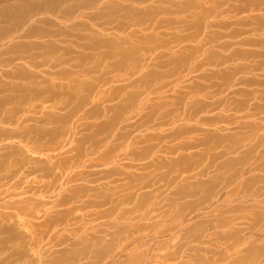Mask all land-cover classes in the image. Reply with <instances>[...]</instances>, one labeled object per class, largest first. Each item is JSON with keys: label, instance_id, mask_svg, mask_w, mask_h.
Listing matches in <instances>:
<instances>
[{"label": "rangeland", "instance_id": "374dc122", "mask_svg": "<svg viewBox=\"0 0 264 264\" xmlns=\"http://www.w3.org/2000/svg\"><path fill=\"white\" fill-rule=\"evenodd\" d=\"M228 1L230 7L240 5L243 9L253 1L251 5L258 8L249 5L253 9H244L248 13L243 14L232 7L234 12L231 13L235 16L218 12L217 18L211 19L217 24L210 29L202 27V35L201 31L194 33L203 36L198 43L206 40L203 43L206 49L198 48L204 53L201 55L197 50L201 59L194 61L192 55L187 54L192 57L191 61L184 54L185 50H181L184 46L196 47L195 42L175 47L173 51L178 56L183 53L190 60L187 62L183 58L188 63L185 65L188 70L183 73L190 72L188 76L182 72L184 78L181 73L173 76L180 81L175 82L172 77L156 79L151 81L150 89L144 90L139 86L144 82V74L133 78L122 72L114 75V81L109 74L108 78L101 73L86 77L81 74V69L96 63L79 61L82 59L59 67L72 69V77L68 75V78L52 76L53 80L49 74H41L37 80L24 78L26 81L0 77V91L3 88L0 92V264H99L96 254L101 250L104 255L101 264H264V234L258 235L264 222L253 223L254 218L250 215L264 212V143H261L264 142V0L242 1L246 5L241 0ZM191 15L199 17L198 11L185 14L181 25L185 29L178 34L187 35L189 31L188 35H191L199 30L197 28L201 29V26L195 28L196 22L191 21L196 18H190ZM227 21L232 23L230 28ZM244 21L249 26L246 27ZM221 23L227 24L219 27L223 30L217 28ZM173 27L169 33L178 32ZM239 29L240 35L236 34ZM219 32L218 37L224 35L226 39H218ZM229 33L234 35H226ZM206 35H210L207 36L209 40L204 37ZM224 42L231 51L222 47ZM209 57L214 63L217 60L211 64L213 67ZM166 59L165 62L169 60ZM159 61L164 59L152 62L149 70L155 69ZM174 61L169 60V63ZM197 61L203 72L190 71ZM74 66L79 68L76 67L79 73ZM93 76L104 79L100 77V82L95 81ZM105 80L110 84L107 85ZM13 81L22 83L19 85L22 88L18 83L17 87L11 88L12 91L16 88L15 92L4 90L5 82L8 85ZM24 81L29 82L26 83L28 86ZM85 81L90 84L88 99L85 98L89 96V84L84 85ZM95 84H99L98 90L92 91ZM162 84L166 88L164 91L159 87ZM23 86L28 89L32 86L31 91H23ZM81 86L87 87V91ZM186 106L189 113L185 112ZM194 112L201 115L195 118ZM178 113L187 118L180 114L182 119L174 124L172 116ZM204 118L207 122L202 121ZM208 121H212L211 125ZM203 122L208 123L207 127ZM10 132L17 135L14 137ZM189 143L192 148L180 149ZM207 146L212 149L209 148L210 155L205 156L202 151ZM211 155H217L213 156L217 158L216 162L212 161L214 164L209 159ZM14 163L21 167L12 181L21 179L22 184L17 188L2 179L13 169L10 165ZM227 163L230 164L225 168ZM204 168L206 174L202 176L199 171ZM244 168L247 171L243 177H238L234 186L227 189L233 193L229 194L220 184L222 178L231 171H245ZM174 177L178 180L173 182ZM198 182H203V187L201 184L197 187ZM206 182L211 184L206 187ZM243 188L244 191L249 189L250 194H243ZM238 189L241 190L236 193ZM256 189L263 192L259 197L251 195ZM14 191L22 196L14 197ZM18 199L30 201L26 207L29 223L26 227L14 216L16 206L12 203ZM253 201L259 204L253 205ZM228 206L237 209L234 216L247 213L248 219H239L226 228L224 219L228 217L225 214ZM8 216L13 217L15 226L5 221ZM251 226L257 230L251 231ZM28 236L35 238L37 245H32ZM23 237L27 239L23 240L26 245L22 242ZM27 241L31 243L27 244Z\"/></svg>", "mask_w": 264, "mask_h": 264}, {"label": "bare ground", "instance_id": "6f19581e", "mask_svg": "<svg viewBox=\"0 0 264 264\" xmlns=\"http://www.w3.org/2000/svg\"><path fill=\"white\" fill-rule=\"evenodd\" d=\"M231 1H233V0H231ZM242 1H244V0H241V2ZM228 2H229L228 0H222V1L219 0V2L215 1V0H0V77L2 76L4 78H8V80H9V78L12 80H16L17 78H18L17 80H19V78H20V79L26 81V79H24V78H30V79L36 78V80H37L39 75L46 74V76H47L49 74L50 77H52V76H60L61 77L62 76L61 79H63V77L66 76L68 78V75H70V77H72L71 76V74H73L72 69L70 70V69H67L66 67H63L60 69L59 67L64 66V65L67 66L70 63L75 62V60L77 61L79 59H82L79 61L89 60L88 64H90L91 61L93 64L94 63L97 64L99 62L97 65L95 64L94 66H92L90 68L88 66H86V68H82L81 64L83 62H80L81 64L79 63V65H81V68H82V69L80 68L81 74H83L86 77L89 74L93 75L94 73H96V74L101 73L104 76V78H105V76H106V78H108L107 76L109 74L110 76H113L112 81H114V77H115L114 75H118V74L120 75L122 72L126 76L133 77V78L135 76H138V75L142 76V74H144V78H143L144 82L140 81L142 83L139 84V86L141 88H143L144 90L150 89V87H152L151 81H153V80L167 79L170 77H172L174 79V77H173L174 75L176 76V74H179L181 72L183 73V71H185V70L187 71L188 68H187V66L185 67V65H188V63L184 62V60H186L187 58L192 59V57H193L194 61H196L195 60L196 58H200V57H198L199 51H197V50H200L201 55H202V53H204V52H201L202 49H198V48L204 47L203 43L205 40L203 38L204 40L200 41V43L202 44V46L200 47L201 44L198 42L200 40L199 38L203 37V36L200 37L202 35V32L204 31V30H202V27H204V29L205 28L210 29V28H212L211 26L217 24L216 21L215 22L211 21V19L217 18L218 12H221V13L224 12L225 15H226V13H229L228 15L234 14V16H235V13H231V11L233 10L232 7H234V10L236 9L237 13L238 12L243 13V12H246V10L244 11V9H247V10L251 9V8H249V5H251V3L253 1L249 4H247L248 5V6H246L247 8L245 7L244 9L241 8L242 6H240V5H236V7H235V5L233 6L231 4L232 6L230 7ZM208 3L210 6L205 7V5H207ZM257 3L258 2H256V4ZM238 4H240V2H238ZM243 4L246 5L245 2ZM259 4H261V3H259ZM252 5L250 7H253ZM221 6L223 7V9L219 10V8ZM226 6H227V8H224ZM238 6H240V8ZM255 6L258 8V6L254 4V7ZM257 8L255 9V11L256 10L258 11ZM260 8H262V6ZM260 8H259V10H260ZM251 10L249 12H251ZM263 10H264V8H262V11ZM195 11H198L199 17L198 18L194 17V18H196V21L194 20L191 22H196V23H194L195 28L201 26V29L197 28L199 30H196L195 32L192 31L193 32L192 33L193 35L191 34L192 36L188 35L189 34L188 30H187L188 36L183 35L182 32H181L182 35L178 34V33H180V31L185 29V28L183 29L184 26H181V25H183L182 23L184 21L183 18L185 16V14H187V13L193 14ZM232 12H234V11H232ZM246 13H248V12H246ZM205 17H207V18H205ZM190 18L194 19L192 17V15L190 16ZM243 18H245V17H243ZM243 18H241V20ZM192 19H190V20H192ZM231 20H230V22H232ZM185 21H187V20H185ZM228 21H229V19H228ZM188 22L189 21H187V24H188ZM191 22L189 23L190 25H188V27L191 26V24H192ZM240 23H242V22H240ZM187 24L185 23L184 25H187ZM219 24H220V22H219ZM227 24H225V25L229 26V24H230V26L228 28H230L232 25V23H229V22ZM222 25H223V23H221V25H217L218 26L217 28H219L220 26L222 27ZM225 25H223V26L225 27ZM244 25L246 27L249 26V24L247 25L246 22ZM173 26H175V29L176 28L178 29V32L169 33L168 31ZM192 27H191V29H192ZM172 29L174 30V27ZM219 29H221V28H219ZM240 29L238 31L239 33H236L235 30H234V32L236 34L240 35V32H241ZM193 30H194V27H193ZM221 30H223V29H221ZM225 30L226 29H224V31ZM199 31H201V35L196 36L199 34L195 35L194 33H198ZM247 31L248 30H246V32ZM234 32L232 31V33H234ZM243 32H244V30L242 29V34H245ZM203 34H204V32H203ZM219 34H220V32L217 33V37ZM222 34H224V33H222ZM234 34H232V35H234ZM226 35H231V34L229 33ZM193 36L194 37L196 36V37L194 38ZM207 36L210 37V35H206L204 37L207 38ZM223 36L221 35V37H220L221 39L219 37H218V39H220L221 41L223 38L226 39V36L225 37H223ZM231 36H228V37H230V39L231 38L233 39V37H231ZM235 37H238V35L237 36L235 35ZM207 39L209 40L210 38H207ZM212 39H215V42H216L215 37ZM248 40H245V41H248ZM186 42L187 43L188 42H195L196 47H195V45L194 46L192 45L193 47L191 46L190 47L191 49H190V48H188V47L186 48L184 46V49H181V50H183L182 52H184V50H185L184 54H186L187 58L183 53H180L181 56H178L175 53V51H173V50L174 49L176 50L175 47H179L182 44H185ZM211 42H209V45L211 44ZM240 42L242 43V41H240ZM250 42H251V40H250ZM206 43H205V46H206ZM224 43H226V42H224ZM231 43H233V42H231ZM231 43H228V44H231ZM245 45H247V44H245ZM189 46H190V44H189ZM220 46L221 45L217 46L219 48V50H221ZM222 47H224L226 50L231 49V47L228 48L227 43L224 44ZM188 49H190V50H188ZM204 49H206V48L204 47ZM225 49L223 50L224 52H225ZM85 51H89V53H85ZM203 51H205V50H203ZM229 51H231V50H229ZM178 52H180L179 49H178ZM187 54L189 56L192 55V57L189 58ZM207 54L209 55V53H207ZM208 55H206V56H208ZM184 57L186 59H183ZM210 57H212V56H210ZM210 57L208 58L211 60L210 65L212 63L215 64L217 60H215V63H214ZM223 57H225V56H223ZM228 57L232 58L230 56H227V58ZM159 58L164 59V61L157 62L158 65L156 66V68L149 70V68L151 66L150 64L152 62H156ZM165 58L169 59L170 62L175 60L173 62V64L169 63V60L166 61L167 63H169V65L172 64V66H169L166 64ZM214 58H213V60H214ZM188 59L186 60L187 62L190 61V60L188 61ZM208 59H205L204 61H206ZM191 61H193V59ZM204 61L202 60V62H204ZM226 61L227 60H225V62ZM197 63H198V61L196 62V65L193 64V65H195V67H191V69H190L191 72H201L202 69L199 70V67H201V65L197 66ZM222 63H224V62H222ZM77 64H78V62H77ZM83 64H85V63H83ZM154 64H152V65L155 66L156 64L155 65ZM189 64H191V62ZM217 64L219 65V63H217ZM202 65L204 66V64H202ZM206 66H208V65H206ZM206 66L203 67V69L206 68ZM215 66H217V65H215ZM68 67L72 68V66H68ZM57 68L60 69V70H58V72L55 71ZM185 68H187V69H185ZM48 69H49V71H47ZM202 72H203V70H202ZM77 73H79V70ZM182 73H181L182 76H183V74H185V75L187 74L186 72L183 74ZM189 73L190 72H188V74ZM111 74H113V75H111ZM188 74L186 76H188ZM79 76H80V74H79ZM94 76H96V75H94ZM94 76H93V79H94ZM103 76L102 77L100 76V77L103 78ZM100 77H98V79H96L97 78L96 77L95 78L96 80L95 79L94 80L95 81L99 80V82H100V80H101ZM179 77L180 76H178V78ZM204 77L205 76H203V78ZM207 77H209V76H207ZM89 78H91V77H89ZM182 78H184V76ZM199 78H201V77H199ZM43 79H44V77H43ZM52 79H53V77H52ZM53 80H55V79H53ZM56 80H58V78H56ZM176 80H179V79H174L175 82H177ZM208 80L209 79L207 78V81ZM105 81H106L105 83L107 84L108 80H105ZM174 81H173V83H175ZM179 81H178V83H179ZM29 82H31V81H29ZM29 82L28 83L25 82V85L29 84ZM117 82H119V81H117ZM18 83H17L18 87H21L22 83H20V82H18ZM55 83H57V82H55ZM110 83H111V79H110ZM134 83H135V81L133 82V84ZM153 83H152V85H153ZM169 83H170V81H169ZM5 84H6V82H5ZM5 84H4V86L6 88H4V90L6 89L7 92H8V90H11V88L14 85H16V87H17V84L14 83V81L11 83H7L8 85H5ZM42 84L44 85V83H42ZM58 84H60V83H58ZM58 84H56V85H58ZM86 84L87 83L85 81L84 85H86ZM88 84H89V82H88ZM99 84H97V85L95 84L96 87L95 88L93 87V89L91 87V90L92 91H94V89L98 90ZM109 84H107V85H109ZM154 84L156 85L157 82ZM171 84L172 83H170V85ZM19 85H21V86H19ZM36 85H34V86H36ZM50 85L53 86L51 82H50ZM56 85H55V89H56ZM91 85L93 86L94 84H91ZM102 85L104 86V84H102ZM107 85H105V87ZM130 85L132 86V84H130ZM172 85H174V84H172ZM8 86H11V87H9L10 89H7ZM37 86H39V85H37ZM51 86H50V88H52ZM31 87L29 89H28V87L27 88L24 87L22 90L24 91V89H25V91H26V89H27L29 91L31 89ZM59 87L60 86H58V88ZM78 87H79V85H78ZM81 87H83V86H81ZM89 87H90V84L88 86L89 96H87L85 99H88V97L91 96L90 92H89L90 91ZM132 87H137V86H132ZM159 87L162 91H164L166 89L164 84L160 85ZM37 88L38 87H36L35 90L38 91L39 89H37ZM42 88H41V90H42ZM44 88H45V85H44ZM83 88H86V91H87V87H83ZM100 88H103V87H100ZM2 89L3 88H1V91H2ZM19 89H17V91ZM32 89H33L32 93H35L34 88H32ZM53 89L54 88H52L51 92H53ZM80 89H82V88H80ZM226 89H224V90H226ZM14 90H16V88ZM14 90L13 91L11 90V91L15 92ZM117 90H120V89H117ZM6 91L5 92L3 91L4 94L6 93ZM56 91H57V89H56ZM56 91L54 90V92H56ZM42 92H40V94H42ZM38 93L39 92H37L36 94H38ZM23 94H24V92H23ZM9 97L11 99V96H9ZM23 98H25V97H23ZM6 99H8V97ZM12 99H13V97H12ZM13 100H15V99H13ZM18 101H20V100H18ZM209 106L211 107L210 104H209ZM209 106H208V108H209ZM188 108L189 107L186 106L185 112H188L187 111V110H189ZM213 108H214V106H213ZM213 108H211V109L213 110ZM12 109L13 108H11V110ZM190 110H191V112L194 111V110L192 111L191 108H190ZM209 110H210V108H209ZM224 111H226V110H224ZM13 112H15V111L13 110ZM195 112L192 113L193 114L192 116H194L196 118V116H198L200 113L199 112L195 113ZM201 113H203V112H201ZM206 113H207V111H206ZM180 114L178 113L177 115L172 116V119H173L172 123L175 124L182 119V117H181L182 114L181 115ZM169 116H171V113L169 114ZM183 117L185 118L186 116L184 115ZM189 117H191V115ZM194 117H193V119H194ZM193 119H191V120H193ZM206 119L204 118V120H202V121L207 122ZM216 119H218V117ZM211 120H212V117H211ZM209 121H210V119H209ZM209 121H208V123H209ZM212 121H215V119ZM199 122H200V120H199ZM216 122H217V120H216ZM204 124H206V123H204ZM207 124H206V127H207ZM215 124H217V123H215ZM211 127H213V126H211ZM215 127H216V125H215ZM192 130L194 131V129H192ZM258 131H259V129H258ZM10 133H12V132H10ZM12 134L14 135V137H15V135H17L14 133H12ZM10 136H11V134H10ZM262 140H264V138ZM260 142H261V140H260ZM216 143H217V141L215 142V144ZM258 143H259V141H258ZM261 143H264V142H261ZM255 145H257V142ZM260 146H261V144H260ZM192 147L193 146L191 145V143H189L183 147H180V149H185V148L189 149ZM209 148L212 149V147L207 146V148H205L202 151L203 154H205V156H206V154L210 155ZM254 149L256 150V146ZM202 152H201V155H203ZM251 152L253 153L254 151H250L249 153H251ZM222 154L226 155L228 153L222 152ZM213 156L217 157V155L209 156L211 164H214L212 161H215L217 159L216 157H215L216 159H214ZM239 162H242V160L240 159ZM228 164H230V163L225 164L224 167L227 168V166H229ZM246 165H248V164L246 163ZM10 166H12L13 169L9 170L4 176H2V179L5 181L4 183H10L11 182L12 183L11 187L17 188L19 185L22 184L21 179L17 178L18 180H15L14 183L12 181L14 179H16L15 177H17L19 171L21 170V167L16 166L15 163H14V165L12 164ZM252 166H254V165H252ZM244 167H245V164H244ZM259 168H258V170H259ZM256 169H254V170H256ZM207 170H209V169H207ZM229 170H228V172L231 171V170L230 171ZM205 171H206V169L205 170L202 169L199 172H201V175L204 176L206 174ZM246 171H247V169H245V171L242 169L241 171H238V172L232 173V171H231V173H228L221 180L220 184H221L222 188H225V190H227V189L230 190V187L234 186L235 180L238 177H243V174ZM175 180L177 181L178 177H174L173 182ZM197 184H199V182ZM197 184H196V186L199 187L201 183L199 185H197ZM202 184H204V183L202 182ZM202 184H201V186H202ZM206 184L209 186V184H211V183L206 182L205 185ZM207 185H206V187H208ZM247 186L248 185H245V187H247ZM240 190L239 189H238V191L236 190V193L239 192ZM242 190H243V192H242L243 194H246V195L248 194L249 189L247 190V188H246V190L244 191V188H243ZM182 193H184V191ZM262 193L263 192L261 191V189H256L254 191V193H252L251 195L253 197H259ZM229 194H233V193L229 192ZM18 196H22V195L15 192L14 197H18ZM226 197L228 199H230V196H226ZM244 197H246V196H244ZM248 197H250V196H248ZM205 198L203 200H205ZM211 201H213V197H212ZM29 202L30 201H26V200H24V201L23 200H19V201L16 200L15 202L12 203L13 206L14 205L16 206L13 208V209H16V213L14 216L20 220V223L24 227H26L29 224L27 222V219H26V217H27L26 216L27 215L26 214V210H27L26 207H27ZM257 202L258 201H253L252 204L253 205L259 204ZM260 202H262V201H260ZM262 204H263V202H262ZM259 206H262V205H259ZM23 207H24V209H23ZM228 207L229 208H227V211L225 213L228 216L227 218L225 216V219H227V221L224 219V222H225L224 226H226V228L228 226H230L232 223H235V221H240L241 219L243 220L244 217H245L244 219H248V217L246 218V216L248 215L247 213L244 214L241 211H238V213L239 212H241V213L239 215L236 213V215L234 216L233 213L237 212V209H234L233 207L230 208V206H228ZM263 207H264V205H263ZM237 208H239V207H237ZM179 210H181V209H179ZM243 211H245V210H243ZM126 214H128V213H126ZM123 215H125V214L123 213ZM168 215H170V214L168 213ZM250 215L252 218H254L253 220H251L252 218H250V220L253 223L254 222L255 223L256 222H259V223L264 222V212H260V211L255 212V213L252 212V214L250 213ZM250 215H249V217H250ZM178 220H180V219H178ZM5 221H10L12 224L13 223V217L8 216V217H6ZM179 222H181V221H179ZM15 225L16 224H12V226H15ZM31 227H32V229H34V227L32 225H31ZM250 229L252 231L254 229L253 226H251ZM255 230H257V228ZM255 230H253V231H255ZM32 233H34V231ZM263 234H264V228L260 227V229H258V235L263 236ZM24 235L26 236V234H24ZM21 236H23V235H21ZM28 239H29V241L32 242V243L29 242L32 245L35 243V241H34L35 238L28 236ZM23 240L26 241L27 239H25V238L22 239V242L24 243V245H26ZM26 243L29 244L28 241ZM36 243H38V241ZM34 245H37V244H34ZM107 248H109V247H107ZM109 249H111V248H109ZM114 250H116V249H114ZM107 252L109 253L110 250ZM26 254H28V251ZM103 257H104L103 250L98 251L96 254V258H98L99 264L102 263ZM51 262L52 261H50V263Z\"/></svg>", "mask_w": 264, "mask_h": 264}]
</instances>
